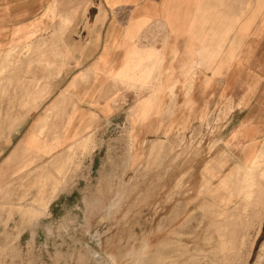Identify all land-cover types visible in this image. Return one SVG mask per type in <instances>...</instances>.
<instances>
[{"label": "rangeland", "instance_id": "obj_1", "mask_svg": "<svg viewBox=\"0 0 264 264\" xmlns=\"http://www.w3.org/2000/svg\"><path fill=\"white\" fill-rule=\"evenodd\" d=\"M144 65L123 84L116 80L122 67L108 73L104 89L90 94L85 89L86 105L78 114L71 100L42 107L21 104L34 101L40 90L34 84L29 89L20 82L5 84L0 132L19 135L0 143V264H264V147L255 170L260 186L249 204L237 199L224 206L221 241L203 207L208 197L200 193L203 171L208 164L218 171L231 169L233 161L224 169L218 163L243 139L248 123L234 115L220 120L227 117L215 114L216 107L208 116L209 108L189 106L195 75L176 88V107L169 113L171 75L164 74L163 89L153 93L158 79L144 80ZM151 94L157 99L147 112ZM70 117V140L52 155L27 150L36 134L48 142L62 138ZM158 131L165 135L164 146L151 155ZM90 133L97 147L86 155L74 151L67 170L68 147ZM63 177L54 194L55 181ZM43 195L53 196L52 202L33 224L19 207H36ZM220 196L226 195L209 197L219 203Z\"/></svg>", "mask_w": 264, "mask_h": 264}, {"label": "crops", "instance_id": "obj_2", "mask_svg": "<svg viewBox=\"0 0 264 264\" xmlns=\"http://www.w3.org/2000/svg\"><path fill=\"white\" fill-rule=\"evenodd\" d=\"M149 49L173 80L195 75L189 106L234 115L248 123L243 138L251 132L262 141L264 0H0V107L5 84L20 82L40 90L21 104L71 100L78 114L85 89H104L109 72L137 52L141 64ZM90 71L97 77L84 85ZM18 135L0 132V143Z\"/></svg>", "mask_w": 264, "mask_h": 264}, {"label": "bare ground", "instance_id": "obj_3", "mask_svg": "<svg viewBox=\"0 0 264 264\" xmlns=\"http://www.w3.org/2000/svg\"><path fill=\"white\" fill-rule=\"evenodd\" d=\"M65 23V22H64ZM58 32V31H57ZM61 38V37H60ZM56 39V38H55ZM51 48V47H50ZM49 48V49H50ZM141 50V48L139 49V51ZM136 51V50H134ZM42 53V52H40ZM44 53V52H43ZM138 53L134 54V57L132 59H130L127 63H125L123 65V68L119 74L118 79L116 78V80H118V82L120 83H124L125 79H131L132 78V74L134 73V71L140 67L141 65H144L147 69V72L144 74L145 76L143 77L144 80H147L150 77H157L158 79V86L157 88L155 87V89L153 90L155 93V91H161L163 89L164 86V73H162V66L164 63V58H162L157 51L155 50H147V55L146 57L143 59L142 63L140 64L139 62V56ZM31 54V53H30ZM47 54V53H46ZM146 54V53H145ZM59 55V54H58ZM59 57V56H58ZM141 57V56H140ZM20 61V60H19ZM11 62V61H10ZM10 64V63H8ZM46 64V63H45ZM30 66V65H29ZM47 68V67H46ZM40 69V68H39ZM164 69V68H163ZM38 70V69H37ZM41 70V69H40ZM90 70V69H89ZM88 71V70H87ZM86 72V71H85ZM84 72V73H85ZM87 72V73H82L81 76V82L88 83V85L90 84L91 80L97 77L96 74ZM98 74L100 72H97ZM154 73V74H153ZM84 74V75H83ZM151 74V75H150ZM36 75V74H35ZM184 76V81L187 79H192L193 75H188L185 74ZM15 77V76H14ZM142 78V77H141ZM111 79V78H110ZM183 79V78H182ZM25 80V79H24ZM167 80V79H166ZM73 81V79H72ZM143 81V80H142ZM80 82V81H79ZM167 83V82H166ZM181 83V81L178 78H175L174 80L170 79L169 85H168V93L169 96L171 98V106L168 107V112L169 113H173L174 109L176 107V93L175 90L177 88V85ZM23 84V83H22ZM81 85V84H80ZM22 87V86H21ZM121 88V87H120ZM128 89V88H127ZM144 91V90H143ZM131 92V91H130ZM167 92V91H166ZM46 93V92H45ZM152 95V94H151ZM69 96V95H67ZM77 96V95H76ZM186 97V96H185ZM42 99V98H41ZM75 99V98H74ZM150 99H152L151 103L149 104L150 106L147 108V112L150 110V108L153 106V104L156 102L157 99V95L154 94L150 97ZM59 101V100H58ZM69 101V100H68ZM59 103V102H58ZM57 103V104H58ZM65 103V102H64ZM63 103V104H64ZM79 105V104H77ZM112 107V106H110ZM233 109V107H228L227 108V112H231ZM75 110V109H74ZM130 110V109H129ZM207 110V109H206ZM144 111V110H143ZM130 112V111H129ZM145 113V112H143ZM138 114V113H136ZM205 114H208L205 112ZM139 116V114H138ZM144 116V115H143ZM142 116V117H143ZM148 116V115H147ZM207 116V115H205ZM204 116V118H205ZM137 117V115H136ZM140 117V116H139ZM145 118V116H144ZM225 118V117H224ZM72 119L73 117H70L69 120L67 121V132L64 134V136L62 138H58L56 140H54V142H48L46 140H41L40 138L42 136H40V138L36 135L32 136V138L30 139L28 145L30 146L27 150H29L30 152L36 153V154H46L49 155L52 153H54L65 141L68 142L70 140V134L68 133L69 128L72 126ZM207 119V118H206ZM44 120V119H43ZM46 120V119H45ZM138 120V119H137ZM146 120V119H145ZM201 120V119H200ZM203 120V119H202ZM201 120V121H202ZM223 120V119H222ZM228 120V119H227ZM150 121V120H149ZM220 121V120H219ZM225 121V120H224ZM38 122V121H37ZM145 122V121H144ZM163 122V120H162ZM200 122V121H199ZM148 124V123H147ZM201 124V123H200ZM164 126V124H162ZM202 125V124H201ZM146 126V125H145ZM151 126V125H150ZM160 127L159 130L162 129V127ZM173 126V125H172ZM46 127V123H43V125L40 128V134L41 135L44 131ZM131 127V126H130ZM129 127V128H130ZM147 127V126H146ZM152 127V126H151ZM150 127V128H151ZM128 128V127H127ZM149 128V129H150ZM207 128V127H206ZM144 129V128H143ZM146 129V128H145ZM171 130V129H170ZM192 130V129H191ZM39 131V130H38ZM142 131V130H141ZM154 131V130H153ZM135 132V130H134ZM144 132V130L142 131ZM191 132V131H190ZM34 133V132H33ZM127 133V132H126ZM125 133V134H126ZM146 133V132H145ZM150 133V132H149ZM169 133V132H168ZM31 134V133H30ZM35 134V133H34ZM135 134V133H134ZM151 134V133H150ZM156 139L154 141H152V148H151V155L153 153L158 154V151L161 149L162 145L164 146V144H162V141L165 138V135H161V133L158 131L156 133ZM238 134V133H237ZM33 135V134H31ZM129 135V133H128ZM131 135V132H130ZM136 135V134H135ZM146 135V134H145ZM191 136V135H190ZM61 137V136H60ZM137 137V135H136ZM148 137V135H147ZM146 137V138H147ZM135 138V137H134ZM175 138V137H174ZM128 139V137H127ZM146 140V139H145ZM53 141V140H52ZM234 141V140H233ZM140 142V141H139ZM164 143V142H163ZM261 143V146L259 147V144ZM128 145V144H127ZM142 145V144H141ZM140 146V145H139ZM215 146V145H214ZM97 147V140L96 137L94 135V133H90L88 135H85L84 137H82L81 139H79L77 142H72L71 145L68 147V153L66 156V168L67 170H69L72 165L74 164V158H75V152L76 150H80L81 153L83 155L92 153L93 150ZM212 147V146H211ZM262 147H264V138L262 139V141H259L258 139H256L252 133L250 132L248 135H246L242 140H239L237 143H235L232 148L229 150L230 154H225V158L223 159V161H220L219 164V168L224 169V166H226L228 163H232V167L229 170H225V171H218L217 168H213L211 165H207L204 168V183L202 186V189L200 191V193L203 196H208L207 198H204V203H203V207L204 209H206L208 211V214L210 215V217H212V222L211 225L213 228H215L218 231V236L219 239L222 241L224 238V234L222 232V225H221V219H223L224 217H226V213H225V208L224 206L232 204L234 202V200H241L246 204H249L253 197L254 194L256 192V189L260 186V182L261 180L258 181L257 179V174L255 172L256 168L261 165L259 163H261L263 160L260 159L261 157V151H262ZM23 148V147H22ZM63 148V147H62ZM135 149V148H134ZM138 149V148H137ZM21 150V149H20ZM26 150V151H27ZM64 150V149H62ZM140 150V149H139ZM172 150H173V145H172ZM163 151V150H161ZM224 151V150H223ZM264 151V149H263ZM18 152V151H17ZM222 152V151H221ZM220 152V153H221ZM134 153V152H133ZM225 153V152H224ZM18 154V153H17ZM28 154V153H27ZM64 154V153H63ZM135 154H132V156H134ZM138 154H136L137 156ZM222 155V153H221ZM220 155V156H221ZM32 156V155H31ZM60 156V155H58ZM56 156V157H58ZM141 156V154H140ZM140 156L138 155L139 159ZM46 157V156H45ZM54 157V154H53ZM55 158V157H54ZM133 158V157H132ZM137 158V160H139ZM214 159V158H213ZM136 160V161H137ZM219 160V159H218ZM54 161V160H53ZM135 161V162H136ZM140 161V160H139ZM138 162V161H137ZM211 164V163H210ZM217 164V163H216ZM46 166V165H45ZM58 166V165H57ZM131 166V165H130ZM133 166V165H132ZM51 167V166H50ZM49 167V168H50ZM55 167V166H54ZM62 168V167H61ZM40 169V168H39ZM37 169V170H39ZM53 169V168H52ZM41 170V169H40ZM23 171V170H22ZM41 173V171H38ZM37 173V172H36ZM35 173V174H36ZM57 173V172H56ZM47 174V173H46ZM55 174V173H54ZM59 174V173H58ZM59 176V175H56ZM53 177V176H52ZM58 179V178H57ZM64 177L59 180V181H55L54 183V188H53V193L55 194L58 189H60V187L63 185L64 183ZM49 181V180H48ZM32 182V181H31ZM29 182V184L31 183ZM41 183V180H37V184ZM27 185V183H25ZM43 185V182L42 184ZM31 186V185H30ZM153 186V185H152ZM22 187V186H21ZM39 192H40V188ZM27 190V188H26ZM32 191V190H31ZM36 191V190H35ZM156 191V190H155ZM199 192V191H198ZM45 193V192H44ZM52 193V192H51ZM22 194V192H21ZM116 194V193H115ZM155 194V193H154ZM199 194V193H198ZM214 196L215 194H225L226 196H220V202L217 203L216 202V198H210L209 196ZM7 195V194H6ZM23 195V194H22ZM39 195V193H38ZM46 195V193H45ZM52 197H48L46 198L44 195L41 196L39 198V204L38 206H31V207H25L20 205V209H22L21 211L28 216V218L30 219L31 222H33V224L37 223V220L44 214L47 213L50 203L52 202ZM89 198V197H88ZM38 199V198H37ZM35 200V197H34ZM215 200V201H213ZM21 201V200H20ZM27 202V201H26ZM25 202V203H26ZM21 204V203H20ZM12 205V204H11ZM151 207V206H150ZM18 209V204L17 207ZM149 209V208H148ZM19 210V209H18ZM207 213V212H206ZM23 214V215H24ZM142 214V213H141ZM184 214V213H183ZM132 216V215H131ZM135 217V216H134ZM130 220V219H129ZM200 224V223H199ZM126 229V228H125ZM214 229V230H215ZM202 230V229H201ZM125 231V230H124ZM123 232V231H122ZM121 232V233H122ZM124 233V232H123ZM125 234V233H124ZM130 235V234H129ZM128 235V236H129ZM134 235V234H133ZM117 236V234H116ZM126 238V237H125ZM119 239V238H118ZM136 241V240H135ZM134 242V241H133ZM144 243V242H143ZM148 244L145 242V245ZM203 244V243H202ZM222 244H224L222 242ZM144 246V245H143ZM147 246V245H146ZM143 250V248H141V251ZM149 250V249H148ZM137 251V249H136ZM135 251V252H136ZM1 252V251H0ZM147 252V251H145ZM143 253V252H142ZM134 254V253H133ZM132 254V255H133ZM144 255V254H143ZM148 255V253H147ZM145 253V256H147ZM115 256V255H114ZM132 257V256H131ZM136 257V256H135ZM138 257H142V255H139ZM146 258V257H145ZM66 259V258H65ZM136 260H138V258H136ZM139 261V260H138ZM141 261V258H140ZM144 261V260H143ZM22 264V263H21Z\"/></svg>", "mask_w": 264, "mask_h": 264}]
</instances>
